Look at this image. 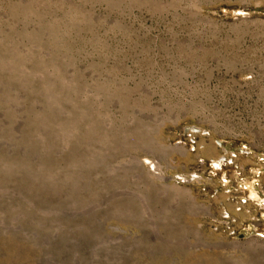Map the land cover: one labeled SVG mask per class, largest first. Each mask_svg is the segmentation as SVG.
I'll return each mask as SVG.
<instances>
[{
  "label": "rangeland",
  "instance_id": "1",
  "mask_svg": "<svg viewBox=\"0 0 264 264\" xmlns=\"http://www.w3.org/2000/svg\"><path fill=\"white\" fill-rule=\"evenodd\" d=\"M0 264H264V0H0Z\"/></svg>",
  "mask_w": 264,
  "mask_h": 264
}]
</instances>
